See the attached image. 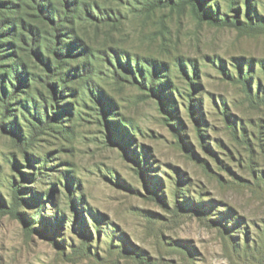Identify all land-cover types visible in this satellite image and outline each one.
<instances>
[{
    "label": "rangeland",
    "instance_id": "rangeland-1",
    "mask_svg": "<svg viewBox=\"0 0 264 264\" xmlns=\"http://www.w3.org/2000/svg\"><path fill=\"white\" fill-rule=\"evenodd\" d=\"M82 1L95 16L73 26L89 56L47 55L51 77L20 41L26 81H0V264H264V198L233 181L250 173L223 110L251 132L258 113L222 70L253 59L264 82V28L201 21L185 0ZM205 2L264 15V0ZM23 13L48 44L52 25ZM84 62L89 77L68 73Z\"/></svg>",
    "mask_w": 264,
    "mask_h": 264
},
{
    "label": "trees",
    "instance_id": "trees-1",
    "mask_svg": "<svg viewBox=\"0 0 264 264\" xmlns=\"http://www.w3.org/2000/svg\"><path fill=\"white\" fill-rule=\"evenodd\" d=\"M194 4L193 9L196 16L201 21H207L211 24L231 27L240 31L258 30L264 28V15L252 14L247 11L245 16L241 18V8L236 7V15L222 14L220 11L213 10L209 5H206L205 0H185ZM174 0H152L151 9L171 6ZM33 8L36 17L45 23H50L53 27L54 34L49 41L47 47L41 39V29L28 21L24 17L23 11L26 7ZM237 5V4H236ZM5 11L0 18V81L9 80L10 84L15 88L20 87L25 83L27 63H25L19 55L21 41L26 47V51L33 54L39 61H42L48 67L51 77L56 76L55 70L52 68V61L47 55H54L57 59L58 65L61 64L66 57L72 55L77 48L82 47L81 51H77V55L89 56V48L86 44L76 36V31L73 26L76 17L83 12L95 16L90 4H86L82 0H0V11ZM104 12V9L102 10ZM73 20V23L72 21ZM71 23V26H70ZM66 31V32H65ZM68 38L69 40H65ZM46 49V50H45ZM15 60H11V57ZM73 57V56H71ZM11 58V59H10ZM4 61H10L7 66H4L6 72L2 71ZM13 61V62H11ZM3 63V64H2ZM128 64V63H127ZM149 66L155 68L156 64L149 63ZM257 63L253 59H236L234 64L238 70V74H232L229 68H222L223 74L228 77L231 82L237 83L241 87L244 103L248 104L250 108L257 111L255 120L250 121L255 130L252 132L248 130L249 123H245L242 119H232L228 108L225 107L223 114L226 122L231 127L235 140L241 145V167L244 171L250 173V177L243 178L233 174L234 182L245 185L246 187L254 188L256 193H260L264 198V82L258 79L257 88L253 86V76L256 75ZM260 69L264 73V62L260 63ZM90 62L78 64L68 73L78 75V77H89ZM125 67L126 64L123 63ZM123 67V68H124ZM3 68V69H4ZM132 69V73H135ZM198 67L194 66L193 74L198 75ZM14 79L17 83H13ZM64 83V81H62ZM56 93L60 90L56 83L51 84ZM197 88V87H196ZM194 88V89H196ZM16 91L11 92V96L15 95ZM16 97V96H14ZM240 123V125H239ZM239 149V148H238ZM235 153V152H234ZM229 210L237 216V219L244 223L248 218L240 214L238 208L233 204H225ZM259 236L255 242L253 250L264 261V226L258 227ZM247 245V244H246ZM248 246L245 247V250ZM260 261V262H261Z\"/></svg>",
    "mask_w": 264,
    "mask_h": 264
}]
</instances>
